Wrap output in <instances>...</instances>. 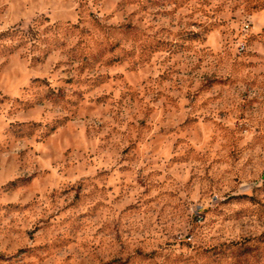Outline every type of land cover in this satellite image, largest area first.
<instances>
[{
  "label": "rangeland",
  "instance_id": "1",
  "mask_svg": "<svg viewBox=\"0 0 264 264\" xmlns=\"http://www.w3.org/2000/svg\"><path fill=\"white\" fill-rule=\"evenodd\" d=\"M0 264H264V0H0Z\"/></svg>",
  "mask_w": 264,
  "mask_h": 264
}]
</instances>
